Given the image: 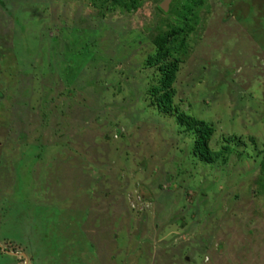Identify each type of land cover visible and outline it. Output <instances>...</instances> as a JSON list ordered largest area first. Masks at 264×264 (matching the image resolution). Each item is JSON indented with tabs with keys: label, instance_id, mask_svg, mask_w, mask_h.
<instances>
[{
	"label": "rangeland",
	"instance_id": "obj_1",
	"mask_svg": "<svg viewBox=\"0 0 264 264\" xmlns=\"http://www.w3.org/2000/svg\"><path fill=\"white\" fill-rule=\"evenodd\" d=\"M161 1L0 0V264H264V0L191 7L152 95Z\"/></svg>",
	"mask_w": 264,
	"mask_h": 264
},
{
	"label": "trees",
	"instance_id": "obj_2",
	"mask_svg": "<svg viewBox=\"0 0 264 264\" xmlns=\"http://www.w3.org/2000/svg\"><path fill=\"white\" fill-rule=\"evenodd\" d=\"M119 2L120 0H113ZM205 0H170V3L168 5V10L165 11L167 15L172 9L177 10L178 5L181 8V10L184 11L182 16L175 21V23L170 24L166 21L158 24H156V21L152 25L153 28L149 29L148 33L154 30V33H149V36L151 37V42L155 45V49L153 52V55L148 56L145 59V64L154 65L156 63H161L157 66V69H159L162 73L161 79L159 81V86L156 88H153L150 90L151 94L154 95L155 92H158L159 90H165L171 81L173 80L174 73L176 71L177 63L179 62L178 55L181 53H184L185 48V40L187 38V28H190L191 26H186L185 23L188 21L186 17H190V14L192 12L191 7H199L204 4ZM172 8V9H171ZM156 10V9H155ZM158 11V9H157ZM178 11V10H177ZM206 12H208V9H205ZM194 13V11H193ZM192 18V17H191ZM159 26H165L166 31L159 30ZM157 33H155L156 31ZM171 57L173 59V63L171 64H165L163 61ZM169 92L164 91L162 94L156 97V99L162 104L168 99ZM154 97V96H153ZM159 108L164 109V111H167L168 104H164L162 107L161 105H158ZM177 121L179 123H184L187 127L186 129H191L196 131L195 139H194V152L197 154L199 159L205 163H211L214 162L217 159V154H210L205 148L204 142L207 141L211 129L203 124L200 121H197L193 118H190L188 120H184L180 117L177 118ZM254 192L255 195H261L264 198V162L263 165H261L257 178L255 179L254 183Z\"/></svg>",
	"mask_w": 264,
	"mask_h": 264
},
{
	"label": "water",
	"instance_id": "obj_3",
	"mask_svg": "<svg viewBox=\"0 0 264 264\" xmlns=\"http://www.w3.org/2000/svg\"><path fill=\"white\" fill-rule=\"evenodd\" d=\"M170 3V0H162L158 5L157 8L158 10L165 12L168 8V5Z\"/></svg>",
	"mask_w": 264,
	"mask_h": 264
}]
</instances>
